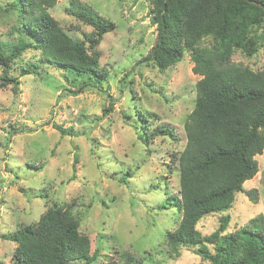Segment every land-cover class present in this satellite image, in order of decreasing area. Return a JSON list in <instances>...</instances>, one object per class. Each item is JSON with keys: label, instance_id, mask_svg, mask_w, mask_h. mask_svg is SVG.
I'll return each instance as SVG.
<instances>
[{"label": "rangeland", "instance_id": "obj_1", "mask_svg": "<svg viewBox=\"0 0 264 264\" xmlns=\"http://www.w3.org/2000/svg\"><path fill=\"white\" fill-rule=\"evenodd\" d=\"M80 1L115 23L96 46L106 72L100 86L73 93L88 76L40 62L33 47L9 65L8 75L18 78L16 93L0 85V264L12 263L16 246L1 235L36 222L56 205L68 206L79 219V231L97 254L91 264H118L127 255L136 264H202L196 247L180 246L176 254L166 239L181 217L168 198L178 192L175 156L185 144L183 125L199 79L190 55L185 52L162 70L142 60L156 39L153 0ZM69 3L57 0L49 11L73 38L83 40L92 28L70 14ZM20 40L26 38L15 6L0 0V48L8 53ZM231 59L263 69L264 40L252 56L238 50ZM30 63L36 69L21 74ZM139 112L151 116L148 131L164 125L169 133L146 142L137 127ZM254 158L258 170L232 205L197 222L202 235L218 227L222 214L229 215L225 232L264 214V148Z\"/></svg>", "mask_w": 264, "mask_h": 264}, {"label": "trees", "instance_id": "obj_2", "mask_svg": "<svg viewBox=\"0 0 264 264\" xmlns=\"http://www.w3.org/2000/svg\"><path fill=\"white\" fill-rule=\"evenodd\" d=\"M11 2L26 41L20 40L8 53L0 48V85H11L16 93L18 78L8 75L9 65L33 47L39 49L40 62L88 76L90 81L73 93L87 85L100 86L106 72L96 46L105 32L114 30V22L85 2L70 0V14L92 28L83 40H76L49 11L57 0ZM150 11L156 39L142 60L162 70L188 52L192 72L199 76L194 106L183 125L185 144L175 156L178 192L168 198L181 217L177 227L166 232L167 244L176 254L180 246L196 247L202 264H264V214L230 232H225L228 214L220 216L209 234L202 235L196 227L203 216L227 210L244 181L258 170L254 156L264 148V68L253 70L231 57L238 50L252 56L264 40V32H258L264 24V0H153ZM36 67L27 64L21 74ZM149 119L139 112L137 127L146 142L169 133L164 125L148 131ZM58 129L66 133V128ZM251 193L248 190L254 198ZM1 238L16 244L11 264H91L97 257L68 206L49 207L36 222ZM136 263L135 256L127 255L118 264Z\"/></svg>", "mask_w": 264, "mask_h": 264}]
</instances>
